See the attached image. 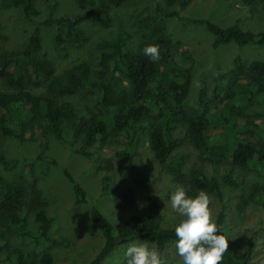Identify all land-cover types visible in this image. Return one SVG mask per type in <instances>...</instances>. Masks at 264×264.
Listing matches in <instances>:
<instances>
[{
    "label": "rangeland",
    "instance_id": "374dc122",
    "mask_svg": "<svg viewBox=\"0 0 264 264\" xmlns=\"http://www.w3.org/2000/svg\"><path fill=\"white\" fill-rule=\"evenodd\" d=\"M92 2L106 8L108 18L83 20L79 25L78 44H71L64 32L61 37H56L52 27L40 26V55L54 64L55 73L62 80L66 79L68 71L75 70L79 64H85L93 78L106 73L110 62L105 61L103 53L107 51L99 48L96 42L111 40L121 34L129 49L137 51L150 44V37L155 32H166L179 44L177 54H183L175 56V60L183 67L192 68V83L184 106L191 113H198L203 108L199 100L201 90L208 103H213L214 89L218 86L222 89L224 102L231 103L223 87L227 86L226 79L235 56H241L244 63L264 58V48L257 45L228 43L213 47L214 38L204 25L176 16L166 17L156 10L157 7L176 10L180 15L209 20L223 27L238 25L243 29L258 31L264 29V0H255L250 4L239 0H193L184 9L179 8L176 0H124L118 6H112L108 0H35L28 17L10 0H0V54L23 48L33 30L46 17L85 14L92 8ZM162 76L163 79H170L168 74ZM0 89L8 90L1 79ZM62 100L74 104L80 115L87 114L94 109L96 90L86 87L80 93ZM252 109L259 110L257 106H252ZM233 114L240 118L239 112ZM253 120L262 122L264 119L259 116ZM153 121L154 118L143 122L146 129L131 159L117 155L125 146L113 136L99 138L90 149L91 156L75 153L80 139L71 142L73 133L67 121H63V139L55 137L44 125L42 137L26 131L21 138H12L0 132V153L8 162L7 166L0 162V180L22 184L26 189V204L21 215L32 230L36 227L34 214L38 207L42 206L52 219L49 235L55 244L47 247L46 251L52 255L53 264H85L101 248L103 236L89 216L92 207L98 208L114 226H118L134 214L145 213L146 190L151 191L159 203L161 228L173 229L180 218L168 205L169 194L177 185L185 187L190 170L197 166L203 167L208 176H215L221 184L226 217L220 230L228 237V246L241 253L251 244L253 251L249 264H264V201H253L249 197L254 185L264 189V173L257 174L228 162L218 167L201 162L184 136L186 130L182 122L177 124L174 134L183 139L182 151L186 163L181 171L184 175L169 172L160 166L149 147V124ZM248 138L254 143L263 142L256 132L248 133ZM131 166L147 187L136 182L129 174ZM65 171L84 188L85 203L75 202L73 184ZM225 175H229L239 186L225 184ZM207 195L215 221L221 202L214 195ZM132 240L154 247L147 238L134 237L116 244L102 264H125L124 249ZM174 240L164 247L163 264H181V258L175 252ZM4 242L10 250H14L13 253L21 254L23 259L20 263L11 261L4 247L0 249V264H30L36 262L45 251L43 245H35L28 237L2 236L0 248Z\"/></svg>",
    "mask_w": 264,
    "mask_h": 264
},
{
    "label": "trees",
    "instance_id": "16d2710c",
    "mask_svg": "<svg viewBox=\"0 0 264 264\" xmlns=\"http://www.w3.org/2000/svg\"><path fill=\"white\" fill-rule=\"evenodd\" d=\"M34 1L10 0L27 17ZM123 1L108 0L112 6H118ZM176 1L179 8L184 9L193 0ZM239 1L250 4L255 0ZM92 3V8L85 14L46 17L33 30L23 48L0 54V79L8 87V90L0 89V132L3 135L21 138L29 131L42 137L44 125L55 137L63 139V121H67L73 133L71 142L80 139L75 153L91 156L90 149L99 138L113 136L125 146L117 155L131 159L146 129L143 122L154 118L148 131V143L153 156L163 169L179 172L183 176L181 169L186 163L182 151L183 139L174 134L177 124L182 122L186 130L184 136L201 162H208L213 167L228 162L239 168L251 169L257 174L264 173V120H253L259 116L264 119V58L244 63L241 56H235L226 79L227 86L223 87L231 103L224 102L222 89L218 86L214 89L213 103H208L201 90L199 100L203 108L198 113H191L184 106L192 83V68L183 67L175 60V56L183 54H177L179 44L166 32H155L150 37V44L158 45V60L146 57L142 50L129 49L124 37L119 34L114 39L96 42L99 48L107 51L103 57L105 61L109 60L110 65L105 74L93 78L86 65L79 64L75 70L68 71L66 79L62 80L57 77L54 64L40 55V26L52 27L56 37H61L64 32L71 44H78L79 25L83 20L108 18L106 8ZM156 10L166 17L176 16L204 25L214 38L213 47L235 43L238 46L257 45L264 48V29L252 31L238 25L223 27L209 20L180 15L176 10L168 11L159 7ZM166 74L170 79H163L162 75ZM86 87L96 90V102L92 111L80 115L74 104L62 99L78 94ZM252 106H257L259 110H253ZM233 112H239L240 118ZM250 132L258 133L263 142H252L248 138ZM0 162L4 166L8 164L1 153ZM129 174L136 182L147 187L133 166ZM65 175L73 184L75 202L85 203L84 188L69 172L65 171ZM223 182L239 186L229 175L223 176ZM185 189L188 195L203 191L214 195L221 202L214 221L220 228L226 214L219 180L215 176H208L203 167L197 166L190 170ZM26 194L22 184L0 180V238L7 235L28 237L35 245L45 248L38 260L30 264H53L52 255L46 251L47 247L55 244L49 235L52 219L42 206L38 207L34 214L36 227L32 230L21 215ZM249 197L253 201H264V189L254 185ZM145 201L144 214H134L118 226H114L98 208H91L90 220L101 232L103 244L85 264H102L116 244L134 237L150 240L163 261L165 245L176 237L173 229L161 228L160 206L149 190L145 192ZM4 247L7 248L5 253L8 259L20 263L23 256L13 253L14 250H10L5 242L0 249ZM252 251L251 244L241 253L227 246L221 263L249 264Z\"/></svg>",
    "mask_w": 264,
    "mask_h": 264
},
{
    "label": "clouds",
    "instance_id": "9594fccd",
    "mask_svg": "<svg viewBox=\"0 0 264 264\" xmlns=\"http://www.w3.org/2000/svg\"><path fill=\"white\" fill-rule=\"evenodd\" d=\"M142 51L153 61L159 59L156 44L145 45ZM209 203L207 193L200 191L188 195L183 185L175 186L169 194L168 205L180 218L173 226L176 237L173 244L181 264H221L228 237L214 222ZM123 255L125 264H163L154 247L138 240L130 241Z\"/></svg>",
    "mask_w": 264,
    "mask_h": 264
}]
</instances>
